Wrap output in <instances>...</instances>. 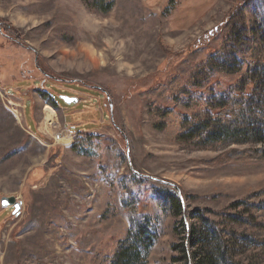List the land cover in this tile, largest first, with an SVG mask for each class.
<instances>
[{
  "label": "rangeland",
  "instance_id": "1",
  "mask_svg": "<svg viewBox=\"0 0 264 264\" xmlns=\"http://www.w3.org/2000/svg\"><path fill=\"white\" fill-rule=\"evenodd\" d=\"M262 115L258 0H0V264H264Z\"/></svg>",
  "mask_w": 264,
  "mask_h": 264
},
{
  "label": "trees",
  "instance_id": "2",
  "mask_svg": "<svg viewBox=\"0 0 264 264\" xmlns=\"http://www.w3.org/2000/svg\"><path fill=\"white\" fill-rule=\"evenodd\" d=\"M258 5L261 7L262 16L264 18V0H258ZM33 82L37 81L25 80L18 82L17 84L19 85V87H25L28 84H33ZM53 84L54 83L52 82L51 87H53ZM48 95L51 97V94ZM224 119L226 121H230V118L226 117ZM261 121L264 123V115L261 116ZM35 135L38 138H41L39 134L35 133ZM252 155L257 159H264V152H260L257 150ZM158 205L163 209L169 208L171 210H174L181 206L179 199H177L176 196L173 195L169 197L166 196L165 198L160 199L158 201ZM128 219L130 224L128 235L126 239L123 242H120V244L118 245V249L114 259L112 260V264H137L138 261L139 264H147L148 254L155 244L158 235L154 230L146 226V221L143 216H132L131 213L128 216Z\"/></svg>",
  "mask_w": 264,
  "mask_h": 264
},
{
  "label": "water",
  "instance_id": "3",
  "mask_svg": "<svg viewBox=\"0 0 264 264\" xmlns=\"http://www.w3.org/2000/svg\"><path fill=\"white\" fill-rule=\"evenodd\" d=\"M61 99L65 102L66 105L78 102L77 98L69 99L67 97H61ZM0 205H1V207H12L14 209L12 212V215H16L20 212L22 203L20 201H18V199L16 197L11 196V197L1 198L0 199Z\"/></svg>",
  "mask_w": 264,
  "mask_h": 264
},
{
  "label": "bare ground",
  "instance_id": "4",
  "mask_svg": "<svg viewBox=\"0 0 264 264\" xmlns=\"http://www.w3.org/2000/svg\"><path fill=\"white\" fill-rule=\"evenodd\" d=\"M53 115H54L53 110L50 107L47 106L45 108V122L48 123V124H50V125H52ZM56 139H60V135L57 134L56 135Z\"/></svg>",
  "mask_w": 264,
  "mask_h": 264
},
{
  "label": "snow or ice",
  "instance_id": "5",
  "mask_svg": "<svg viewBox=\"0 0 264 264\" xmlns=\"http://www.w3.org/2000/svg\"><path fill=\"white\" fill-rule=\"evenodd\" d=\"M6 203V202H5Z\"/></svg>",
  "mask_w": 264,
  "mask_h": 264
}]
</instances>
